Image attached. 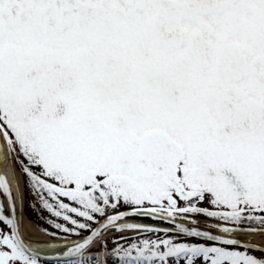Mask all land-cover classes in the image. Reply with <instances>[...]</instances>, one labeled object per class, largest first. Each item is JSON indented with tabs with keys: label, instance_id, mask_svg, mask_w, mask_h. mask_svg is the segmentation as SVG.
I'll list each match as a JSON object with an SVG mask.
<instances>
[{
	"label": "snow or ice",
	"instance_id": "6c2138e0",
	"mask_svg": "<svg viewBox=\"0 0 264 264\" xmlns=\"http://www.w3.org/2000/svg\"><path fill=\"white\" fill-rule=\"evenodd\" d=\"M13 156L67 243L24 239ZM240 235H264V0H0V264H264Z\"/></svg>",
	"mask_w": 264,
	"mask_h": 264
},
{
	"label": "flooded vegetation",
	"instance_id": "af4514ba",
	"mask_svg": "<svg viewBox=\"0 0 264 264\" xmlns=\"http://www.w3.org/2000/svg\"><path fill=\"white\" fill-rule=\"evenodd\" d=\"M12 165L15 168L16 171V176L17 179L19 181V191H20V205H21V209L24 213V218H26L28 220V222L34 227V229H36L38 232H40L41 234H43V239L38 240L39 242H41L44 245H56V244H64L67 243V241L62 240V239H53L52 237L48 236L47 234H45L44 232H42L36 225H39L40 228H49V226L47 224H45L37 215V211L35 210H31L28 207V203H29V195L28 192L25 188V184H24V178L21 176L20 174V170H19V166L16 164L15 161V157H12ZM42 215L47 216L48 214L46 212L42 213ZM31 221V222H30ZM206 223H211L210 221H205L203 218L199 219V225L201 228L204 227V225ZM51 230V229H49ZM125 235H139V233H125ZM23 236H25V234L23 233ZM264 236V235H262ZM26 237V236H25ZM240 237L243 238H248L242 241H250L254 244H258V243H262L264 242V238H260L258 237V235H240ZM107 239V237H106ZM256 255H260V252L257 251L255 253ZM52 264H54V262H52Z\"/></svg>",
	"mask_w": 264,
	"mask_h": 264
},
{
	"label": "bare ground",
	"instance_id": "6f19581e",
	"mask_svg": "<svg viewBox=\"0 0 264 264\" xmlns=\"http://www.w3.org/2000/svg\"><path fill=\"white\" fill-rule=\"evenodd\" d=\"M23 233L29 239H34V240L43 239V234H41L36 229H34V227L24 217H23ZM258 237L264 238V236H262V235H258Z\"/></svg>",
	"mask_w": 264,
	"mask_h": 264
},
{
	"label": "water",
	"instance_id": "95a60500",
	"mask_svg": "<svg viewBox=\"0 0 264 264\" xmlns=\"http://www.w3.org/2000/svg\"><path fill=\"white\" fill-rule=\"evenodd\" d=\"M34 244V243H33ZM264 244V243H259ZM40 255L45 260L54 261V258L62 254V249H55L50 247H41L38 249Z\"/></svg>",
	"mask_w": 264,
	"mask_h": 264
}]
</instances>
